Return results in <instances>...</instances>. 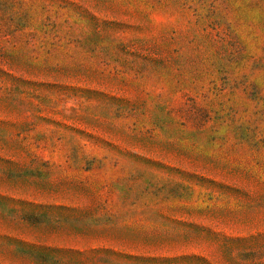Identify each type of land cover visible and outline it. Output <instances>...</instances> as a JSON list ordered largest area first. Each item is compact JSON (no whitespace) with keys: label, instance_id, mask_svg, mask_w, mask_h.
<instances>
[{"label":"rangeland","instance_id":"1","mask_svg":"<svg viewBox=\"0 0 264 264\" xmlns=\"http://www.w3.org/2000/svg\"><path fill=\"white\" fill-rule=\"evenodd\" d=\"M0 264H264V0H0Z\"/></svg>","mask_w":264,"mask_h":264}]
</instances>
